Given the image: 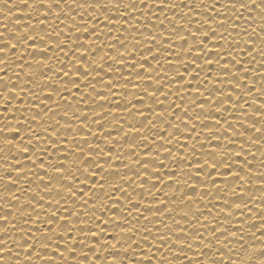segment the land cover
Here are the masks:
<instances>
[{
    "label": "snow or ice",
    "instance_id": "obj_1",
    "mask_svg": "<svg viewBox=\"0 0 264 264\" xmlns=\"http://www.w3.org/2000/svg\"><path fill=\"white\" fill-rule=\"evenodd\" d=\"M0 15V264H264V0Z\"/></svg>",
    "mask_w": 264,
    "mask_h": 264
},
{
    "label": "bare ground",
    "instance_id": "obj_2",
    "mask_svg": "<svg viewBox=\"0 0 264 264\" xmlns=\"http://www.w3.org/2000/svg\"><path fill=\"white\" fill-rule=\"evenodd\" d=\"M9 2H11V0H9ZM12 2L13 3H17V0H12ZM17 14H19L17 11H14L13 12V15H17ZM6 16H2V15H0V21H4V22H6Z\"/></svg>",
    "mask_w": 264,
    "mask_h": 264
}]
</instances>
